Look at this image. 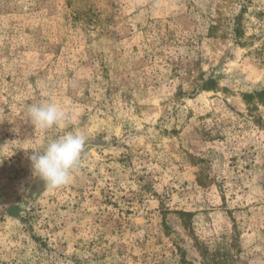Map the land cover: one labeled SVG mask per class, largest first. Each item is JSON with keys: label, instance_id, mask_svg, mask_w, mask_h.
I'll list each match as a JSON object with an SVG mask.
<instances>
[{"label": "rangeland", "instance_id": "1", "mask_svg": "<svg viewBox=\"0 0 264 264\" xmlns=\"http://www.w3.org/2000/svg\"><path fill=\"white\" fill-rule=\"evenodd\" d=\"M0 264H264V0H0Z\"/></svg>", "mask_w": 264, "mask_h": 264}, {"label": "clouds", "instance_id": "2", "mask_svg": "<svg viewBox=\"0 0 264 264\" xmlns=\"http://www.w3.org/2000/svg\"><path fill=\"white\" fill-rule=\"evenodd\" d=\"M27 114L31 123L40 129L54 126L67 128L71 123L68 112L57 102L30 104L27 106ZM87 140V134L83 130L74 129L52 139L42 151L31 150L28 159L33 175L49 189L69 184L86 150Z\"/></svg>", "mask_w": 264, "mask_h": 264}, {"label": "trees", "instance_id": "3", "mask_svg": "<svg viewBox=\"0 0 264 264\" xmlns=\"http://www.w3.org/2000/svg\"><path fill=\"white\" fill-rule=\"evenodd\" d=\"M237 24H238V22H237ZM235 34L237 35V34H239L238 32H239V29H238V26H236V28H235ZM263 93V92H262Z\"/></svg>", "mask_w": 264, "mask_h": 264}]
</instances>
